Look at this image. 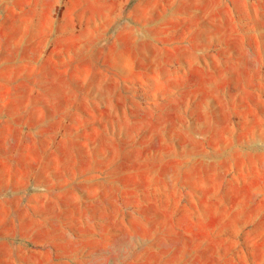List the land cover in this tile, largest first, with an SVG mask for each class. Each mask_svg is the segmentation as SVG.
<instances>
[{"label":"rangeland","instance_id":"obj_1","mask_svg":"<svg viewBox=\"0 0 264 264\" xmlns=\"http://www.w3.org/2000/svg\"><path fill=\"white\" fill-rule=\"evenodd\" d=\"M0 264H264V0H0Z\"/></svg>","mask_w":264,"mask_h":264}]
</instances>
